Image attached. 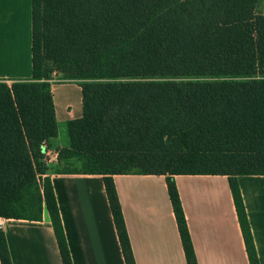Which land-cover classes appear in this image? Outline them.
<instances>
[{"label": "trees", "instance_id": "obj_1", "mask_svg": "<svg viewBox=\"0 0 264 264\" xmlns=\"http://www.w3.org/2000/svg\"><path fill=\"white\" fill-rule=\"evenodd\" d=\"M259 0H31V77L0 81V217L48 215L72 264L45 163L58 126L50 74L77 81L82 114L57 161L102 177L125 264H135L112 176L162 175L186 264H197L176 175H223L249 264H259L237 176L264 175ZM46 144V145H45ZM44 147V148H43ZM0 264H12L0 229Z\"/></svg>", "mask_w": 264, "mask_h": 264}, {"label": "crops", "instance_id": "obj_2", "mask_svg": "<svg viewBox=\"0 0 264 264\" xmlns=\"http://www.w3.org/2000/svg\"><path fill=\"white\" fill-rule=\"evenodd\" d=\"M31 77V0H0V81ZM57 126L82 114L80 87L52 84ZM48 154V172L72 264H125L102 177ZM135 264H186L162 175L112 176ZM174 181L197 264H249L226 176ZM259 264H264V175L237 176ZM12 264H62L48 215L2 218Z\"/></svg>", "mask_w": 264, "mask_h": 264}, {"label": "rangeland", "instance_id": "obj_3", "mask_svg": "<svg viewBox=\"0 0 264 264\" xmlns=\"http://www.w3.org/2000/svg\"><path fill=\"white\" fill-rule=\"evenodd\" d=\"M255 12L258 15H264V0H259L258 3L256 4L255 7ZM62 78V73L58 72V71H54L52 74H50V81L49 84H67V83H74V84H78L77 81H67ZM11 83V82H10ZM10 83H6L7 85H9ZM51 144V148H54L55 152L57 148H61L66 146L67 144V135H66V131H65V126L64 124H60L58 126V131H57V138L52 140L50 142ZM46 145V144H45ZM44 148V147H43ZM50 150V149H48ZM57 154V152H56ZM46 161L48 160V154H46Z\"/></svg>", "mask_w": 264, "mask_h": 264}, {"label": "built area", "instance_id": "obj_4", "mask_svg": "<svg viewBox=\"0 0 264 264\" xmlns=\"http://www.w3.org/2000/svg\"><path fill=\"white\" fill-rule=\"evenodd\" d=\"M48 163V161H46V164ZM0 227H2V218L0 217Z\"/></svg>", "mask_w": 264, "mask_h": 264}]
</instances>
